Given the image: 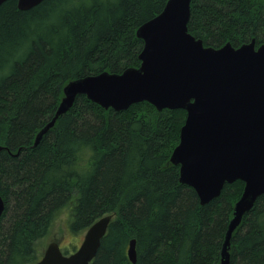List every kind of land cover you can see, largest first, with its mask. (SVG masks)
<instances>
[{
  "label": "trees",
  "instance_id": "obj_1",
  "mask_svg": "<svg viewBox=\"0 0 264 264\" xmlns=\"http://www.w3.org/2000/svg\"><path fill=\"white\" fill-rule=\"evenodd\" d=\"M167 2L45 0L21 11L8 0L0 7V146L7 148L0 153V264L38 262V242L70 204L73 234L116 214L91 264H132L133 239L136 264H219L245 183L226 184L202 205L180 182L170 158L185 110L141 102L116 112L79 96L33 147L68 82L140 67L137 29ZM188 28L206 46L255 40L259 47L264 0H192ZM231 264H264V195L234 233Z\"/></svg>",
  "mask_w": 264,
  "mask_h": 264
},
{
  "label": "water",
  "instance_id": "obj_2",
  "mask_svg": "<svg viewBox=\"0 0 264 264\" xmlns=\"http://www.w3.org/2000/svg\"><path fill=\"white\" fill-rule=\"evenodd\" d=\"M8 0H0V7ZM45 0H18L29 11ZM192 0H168L164 10L137 29L144 41L140 67L104 71L68 82L52 119L33 147L68 113L79 96L116 112L148 102L158 111L185 110L180 142L170 163L180 166V182L193 188L202 205L221 196L226 184L245 187L233 206L219 264H231L234 233L264 195V43L240 47L206 46L188 30ZM7 148L0 146V153ZM20 153L18 151L17 155ZM6 204L0 194V219ZM114 216H104L86 232L80 247L65 254L52 242L35 264H91ZM128 258L137 262L136 240Z\"/></svg>",
  "mask_w": 264,
  "mask_h": 264
},
{
  "label": "rangeland",
  "instance_id": "obj_3",
  "mask_svg": "<svg viewBox=\"0 0 264 264\" xmlns=\"http://www.w3.org/2000/svg\"><path fill=\"white\" fill-rule=\"evenodd\" d=\"M71 219L72 204L62 210L54 221L50 233L38 242V255L40 258L52 242H58L61 250L65 254H71L80 247L87 230L79 234H73L70 230Z\"/></svg>",
  "mask_w": 264,
  "mask_h": 264
},
{
  "label": "bare ground",
  "instance_id": "obj_4",
  "mask_svg": "<svg viewBox=\"0 0 264 264\" xmlns=\"http://www.w3.org/2000/svg\"><path fill=\"white\" fill-rule=\"evenodd\" d=\"M142 26V25H141ZM188 30H189V28H188ZM143 49H144V47H143ZM143 51V50H142ZM142 53V52H141ZM138 56V55H137ZM105 71V70H104ZM110 109H112V108H110ZM109 110V109H108ZM125 111H127V110H125ZM35 141V140H34ZM86 151V150H85ZM14 152V151H13ZM87 152V151H86ZM9 153V152H8ZM15 153V152H14ZM15 157V156H14ZM110 215H112V216H116V214H108V215H106V216H110ZM101 219V218H100ZM114 219V218H113ZM98 221V220H97ZM107 235V234H106ZM133 240H135V239H133ZM128 248H129V246H128ZM128 253V252H127Z\"/></svg>",
  "mask_w": 264,
  "mask_h": 264
}]
</instances>
